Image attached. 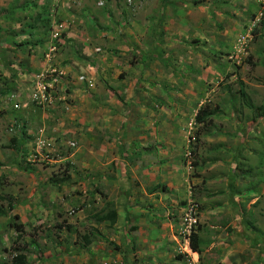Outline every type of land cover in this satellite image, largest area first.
<instances>
[{
    "label": "rangeland",
    "instance_id": "374dc122",
    "mask_svg": "<svg viewBox=\"0 0 264 264\" xmlns=\"http://www.w3.org/2000/svg\"><path fill=\"white\" fill-rule=\"evenodd\" d=\"M167 4L183 10L187 26L180 34L192 23L189 36L171 49L157 38ZM145 18L154 23L147 37L141 34ZM108 29L115 41L124 38L118 44L127 52L111 44ZM122 30H131L127 38ZM0 45L4 52L35 55V70L42 71L33 79L35 70L20 62L26 86L34 79L50 83L51 71L64 73L42 104L29 90L24 100L12 93L0 100V171L17 160L39 180L21 186L0 176V264H15L18 256L26 264H110L107 258L136 254L139 247L142 264H149V242L161 254L157 264H176L179 256L190 264L185 252L192 250L185 247L193 236L200 242L194 264H264V0H0ZM170 50L179 51L175 59ZM76 63L96 67L95 79ZM130 65L138 68L128 79ZM149 71L166 75L162 91L139 83L132 92L131 83ZM16 77L1 71L0 83L14 92ZM76 91L83 97H71ZM30 99L23 110L54 107L51 113L78 137L44 134L42 148L34 143L17 150L14 138L22 130L7 115L21 113L16 105ZM206 105L210 123L204 126L196 117ZM2 139L10 146H1ZM51 191L60 197L49 203ZM13 193L14 203L23 204L21 215L14 206L10 211ZM131 198L141 206L137 213L123 212ZM117 208L120 221H95ZM19 223L20 233L13 227Z\"/></svg>",
    "mask_w": 264,
    "mask_h": 264
},
{
    "label": "crops",
    "instance_id": "0c3cea01",
    "mask_svg": "<svg viewBox=\"0 0 264 264\" xmlns=\"http://www.w3.org/2000/svg\"><path fill=\"white\" fill-rule=\"evenodd\" d=\"M182 9L180 8H176L171 5V4H167V5H163V8H162V11L161 13L164 14H160L163 16L164 18V21H162V25L164 26L163 28V31H159L158 32V39L161 40V41H164L166 42L167 44L169 43L170 45L168 46L169 49H171L172 46H176L179 44V40L180 39H184L183 36H189L188 34V31L186 32V30H189V28H192V23L188 24V29H186L185 31H183L181 34H180V28H183V26H187V23H185L184 19H185V16L182 15ZM160 15L154 20V22H157V19H159ZM179 19V20H178ZM154 23H152V21H148V18H145L144 19V22H143V27L141 28V34L144 35V36H148L150 34V32L148 31V29L146 28L147 26L149 25H153ZM108 25H110V23H108ZM158 26V29L160 28V26L157 24ZM127 29V28H126ZM145 29V31H144ZM114 30L110 31L108 29V39L111 41V44H115L117 46L118 44V41L120 42L121 41V38L120 37H117V41H115V39L113 38L114 37ZM120 32H121V28H120ZM128 32H131V30H122V33H124V37L127 38V34L129 35ZM127 33V34H126ZM134 35V34H133ZM124 38H122L123 40ZM127 44V43H126ZM121 49L120 50H124L127 52L125 46L126 45H122L120 46V44H118ZM3 50V47L2 45H0V60H1V65H0V74H1V71L5 74V76L8 75V77L10 76V72H13L17 75L16 79H15V88L12 90L14 92H10L9 89L7 88H4V86L0 83V96H1V99L0 100H3V95L4 93H8V94H13L14 98L18 99L21 97L22 100H24L25 98V93H26V90H29L32 94V99H33V96L34 94H36V87L35 90H34V85H38L40 83V80L36 81L35 82V79L32 80V83L29 85V86H26L24 84V80H25V77H28L27 74H25L20 68V62H22L25 66H27V69L30 71H33L35 70V55H32L30 56L29 54L26 56L24 54H21V56H18L16 55L15 53H12V52H9V51H2ZM171 51V57L173 59L174 56L178 55L179 54V51L177 52L176 50H170ZM147 50L145 51V57H148L147 55ZM101 55L102 54H97L93 61L94 65L96 63H99L100 62V59H101ZM170 56V55H169ZM169 56L168 54H166V56H161L160 59H161V63L163 65H165V62L169 60ZM22 58V60H21ZM153 59L149 60L148 64H146V67L145 68H148L150 66V63H152ZM17 62V63H16ZM142 62H143V59H142ZM160 62H157L156 64H159ZM81 69L82 71H89L90 70V75L93 79H95V75H96V72H95V68L93 65H90L89 67L85 68V67H82L79 63H76ZM41 67L42 69H46V67L49 66V64L46 62H41ZM164 68L165 71H167V69L161 65V68ZM130 68H131V72L129 73V77L128 79L132 78V72L136 73V69L138 68V65L137 67H132L130 65ZM62 69V68H61ZM69 68L68 67H65L64 69H62L61 71H64L65 73H68V70ZM142 69L143 66H142ZM42 71V70H41ZM41 71H33L31 73V77L32 79L38 74L40 73ZM138 71V70H137ZM142 70L139 72L140 75L142 74ZM146 76V74H145ZM155 76V77H154ZM166 76V75H165ZM165 76H163V74H156V75H152L151 71H149V75L144 79H142L141 77L139 79H142V80H139L140 82L136 83V82H132L131 83V90L132 92H135V89H137L136 86L139 85V83L143 86L142 88H147L148 90H151V88H149L150 85H156L154 87V89H152L153 92H156V91H162V89L164 88V83H165ZM39 78V77H38ZM34 84V85H32ZM32 85V87H31ZM75 86L77 87V89L81 86V84L75 79ZM170 87V86H169ZM171 88H174V85L171 86ZM4 89H7V92H4L6 90ZM169 89V88H167ZM79 94L80 96L81 93H79L78 91H76L74 93L73 98L75 97H79ZM29 95V94H27ZM141 96V94H139ZM83 97V96H82ZM30 98V96H29ZM110 100L109 98H107V101ZM34 101V99H33ZM112 101V100H111ZM33 104L32 103V100L30 99L29 101H26L24 103H22L21 105H16L17 109H20L22 108V110L26 107V106H29ZM3 105V104H2ZM1 105V106H2ZM4 107V106H3ZM8 105H5V109H8ZM51 109H54L53 108H37V107H31L29 110H23V111H20L21 113H18V114H8L7 116L8 117H12L13 119V125L15 124L18 128H20L22 130V134H17L14 138V140H16V146H17V150L21 151L22 149H30V146H32L34 143L36 145V143L39 145V148H42V135H64V133H69L71 132L72 134H74L75 138L78 137V133L76 132L75 130V127H72L69 122H65V118H61V115L60 114H52L51 113ZM100 115V114H99ZM106 116H108L107 114H104ZM7 117V118H8ZM78 119V118H77ZM76 121V118H74V122ZM67 124V127H71V129H67L66 131L62 128L64 125ZM119 130V129H117ZM115 128H114V131H117ZM62 131V132H60ZM83 135V134H82ZM81 135V136H82ZM83 137V136H82ZM10 141L8 140H4L2 139L1 140V146H4V147H9L10 146ZM84 142V141H83ZM7 149H10V148H7ZM31 150V149H30ZM14 151V149L12 150ZM2 156V154H1ZM120 161L119 158L118 159H114V161ZM124 161H120V163H117V165H124ZM22 170V164L20 161H17V160H14L12 161L11 163L9 164H6L0 171V176L4 175L5 177H7L9 179V182L12 183V184H18V185H21L23 186L22 184H30L31 186H35V185H38V181L39 180H36V178L31 174V173H27L25 171H21ZM18 179V180H17ZM29 185V186H30ZM236 185V184H235ZM15 186V185H14ZM229 188L230 190L233 192L234 190V181H232L229 185ZM50 189H52L50 187ZM30 191V190H29ZM33 191V194L35 193L36 189L33 188L32 189ZM98 193V192H97ZM30 196H27V202L29 201V198ZM58 197H60V195L57 193V192H53L51 191V194L49 196V203L53 200H55V198L57 199ZM19 197H17V195L15 193L12 194V197H11V201L13 202V205L14 207H16V210L17 212L19 213V215H21L20 213V209H24L22 206L23 204H18V203H14L15 200H18ZM59 200V199H58ZM56 200V201H58ZM111 199L109 198V201ZM19 201V200H18ZM27 207H30L29 205H27ZM140 207L141 206H137L136 203L133 202L132 198L130 200V203L128 204L127 207L124 206L123 208V212H126V209L127 212H132V213H137L139 210H140ZM113 212H116L117 216L116 218H113L111 219L110 217V220H107V221H104V222H99L96 220L95 218V221H97L98 223H110V224H114L116 223L117 219L119 218V221L121 220V215H122V211L119 210L117 208L116 211H113ZM111 212H107V211H101L99 215H107ZM99 215H96V216H99ZM95 216V217H96ZM151 224L149 223V226ZM151 227V226H150ZM98 232V231H97ZM100 234H102V236H104V239L105 241L106 238H105V235L104 233L100 230L99 231ZM149 245L145 246V250H146V254L148 255V260H146L149 264H157L158 262V259L159 257L161 256L158 255L156 252L153 253L152 251L155 250L156 248H154L155 246L154 245H151L152 243L149 242L148 243ZM100 245H102L100 243ZM103 247V246H101ZM100 247V249H101ZM60 249L62 247H59ZM126 248V251H128L130 249V246L128 247H125ZM86 249V248H84ZM178 249H180V247H178ZM190 247L189 245L185 247V250H189ZM62 251V250H61ZM174 251L176 252L177 249L176 247L174 248ZM174 252V258H175V255L176 253ZM99 254L101 255H105L102 251L98 250ZM61 254H66L65 252L64 253H59V257L61 256ZM197 253L191 251V253L189 252H185V258L189 259L191 258V255H192V262L190 264H194V257ZM128 255V256H127ZM131 255H133V257H131ZM136 255V257L140 260L139 263H135V264H142V262L144 261L145 262V252L143 251V247H139L138 251L136 252V254H133V253H129V252H125L123 254H120V255H116V257L118 256V258H116V260L113 258V259H110V258H107V262H113V263H110V264H134L135 262V259L133 260L132 258H134V256ZM48 256H56V254H52V253H49ZM122 257L125 258V262L128 261L127 263H124L122 261ZM27 259H29V263H31V258L30 256H27ZM52 261H57V260H52ZM59 261H62L61 260V257L59 258ZM175 261H176V264H186L185 263V259L182 257L179 256V259L177 260L175 258ZM62 262H60L61 264ZM89 264V263H87Z\"/></svg>",
    "mask_w": 264,
    "mask_h": 264
},
{
    "label": "trees",
    "instance_id": "16d2710c",
    "mask_svg": "<svg viewBox=\"0 0 264 264\" xmlns=\"http://www.w3.org/2000/svg\"><path fill=\"white\" fill-rule=\"evenodd\" d=\"M242 95H243V97L246 96L245 93H243ZM209 114H210V112H209V106L206 105L204 108H202V109L199 111V113H198V115H197V117H196V122H197L198 124H202V125H204V126L208 125V124L210 123V121H208V119H209ZM0 199H3V196H2L1 194H0ZM11 206H12V204H10V211H12ZM4 215H5L4 212H0V217H2V216H4ZM98 215H99V214H98ZM116 216H117L116 212H111V213H109V214H107V215L104 214V215L96 216L95 218H96V220L99 221V222H104V221L110 220V217H111V219H113V218H116ZM112 217H113V218H112ZM14 218H15L17 221L20 220L19 215H15ZM13 227L15 228V230H16L18 233L23 232V230H22L23 227H24L23 224H20V223H19V224L13 226ZM96 233H97V235H98L99 237H101V238L104 239V236H102V234H100L99 232H96ZM199 245H200L199 239L197 238V236H193V237L190 239V248H191V250H192L193 252H195V253H199V252H200V250H199ZM15 264H26V258H25V256H23V257H22V256H20V257L18 256V257H17V262H16Z\"/></svg>",
    "mask_w": 264,
    "mask_h": 264
},
{
    "label": "built area",
    "instance_id": "2783aa9c",
    "mask_svg": "<svg viewBox=\"0 0 264 264\" xmlns=\"http://www.w3.org/2000/svg\"><path fill=\"white\" fill-rule=\"evenodd\" d=\"M50 78L52 79V81L50 83L43 84L40 82L38 84V87H37L38 90H36L37 93L34 94V96H33V99L35 101H39L41 104L47 100L46 94H47L48 89L52 90L54 88V86H56V84L62 83V81L64 79V73H59L57 75L55 71H51ZM83 80H84V78H81V81H83Z\"/></svg>",
    "mask_w": 264,
    "mask_h": 264
}]
</instances>
